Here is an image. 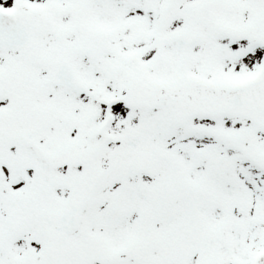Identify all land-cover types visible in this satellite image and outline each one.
Wrapping results in <instances>:
<instances>
[{
  "label": "snow or ice",
  "instance_id": "obj_1",
  "mask_svg": "<svg viewBox=\"0 0 264 264\" xmlns=\"http://www.w3.org/2000/svg\"><path fill=\"white\" fill-rule=\"evenodd\" d=\"M0 264H264V0H0Z\"/></svg>",
  "mask_w": 264,
  "mask_h": 264
}]
</instances>
